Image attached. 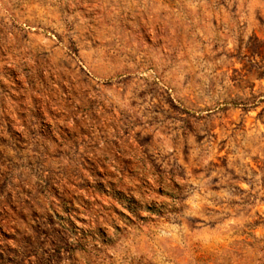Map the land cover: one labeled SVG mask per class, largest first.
Returning <instances> with one entry per match:
<instances>
[{
	"label": "rangeland",
	"instance_id": "rangeland-1",
	"mask_svg": "<svg viewBox=\"0 0 264 264\" xmlns=\"http://www.w3.org/2000/svg\"><path fill=\"white\" fill-rule=\"evenodd\" d=\"M0 264H264V0H0Z\"/></svg>",
	"mask_w": 264,
	"mask_h": 264
}]
</instances>
